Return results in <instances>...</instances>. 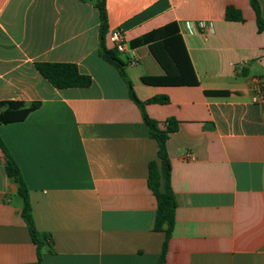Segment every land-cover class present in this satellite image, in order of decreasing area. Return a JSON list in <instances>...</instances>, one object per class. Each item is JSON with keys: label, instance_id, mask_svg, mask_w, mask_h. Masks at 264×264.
Masks as SVG:
<instances>
[{"label": "crops", "instance_id": "1", "mask_svg": "<svg viewBox=\"0 0 264 264\" xmlns=\"http://www.w3.org/2000/svg\"><path fill=\"white\" fill-rule=\"evenodd\" d=\"M227 5L242 20H226ZM105 8V45L122 32L125 49L116 51L137 97L169 99L146 104L147 114L178 121L166 140L176 207L162 264H264V32L249 0H105ZM171 21L196 85L142 82L164 71L147 45L130 41ZM98 24L94 0H0V100L40 102L0 124V138L27 185L34 226L51 236L43 264H156L163 232L153 229L146 179L157 146L98 54ZM37 62L75 63L91 83L55 88ZM4 164L0 149V264H38Z\"/></svg>", "mask_w": 264, "mask_h": 264}, {"label": "trees", "instance_id": "2", "mask_svg": "<svg viewBox=\"0 0 264 264\" xmlns=\"http://www.w3.org/2000/svg\"><path fill=\"white\" fill-rule=\"evenodd\" d=\"M249 4L255 14L257 29L264 32V20L260 16L258 0H249ZM94 7L97 9L99 22L98 54L116 69L118 75L124 81L128 97L137 106L148 136L156 142V159L150 160L147 164L146 184L154 195L156 202L153 229L163 232V242L156 263L162 264L165 258L167 241L173 229L176 207L170 185V160L166 151V140L171 133L176 131L178 121L173 117H168L159 122L147 114L146 104H164L169 99L165 94H156L145 100L137 97L124 70V63L118 57L116 49L107 48L105 45V33L108 28L105 0H94ZM224 18L229 21H238L242 20V15L237 8L227 5L224 9ZM130 45H147L150 54L164 71L162 76H143L141 78L143 83L171 86L197 84L195 71L177 22L171 21L156 27L131 40ZM35 66L39 73L55 88L87 87L91 83V77L81 73L76 64L72 62H37ZM205 93L222 95L225 91L210 90L205 91ZM39 104V101L26 103L20 100H0V124L23 120L28 113L38 108ZM0 149L5 157V171L17 184V194L22 200L20 215L26 223L31 240L35 245L37 262L43 264L40 249L45 243L51 245V236L47 232L37 230L34 226L27 185L18 164L10 155L1 138Z\"/></svg>", "mask_w": 264, "mask_h": 264}, {"label": "built area", "instance_id": "3", "mask_svg": "<svg viewBox=\"0 0 264 264\" xmlns=\"http://www.w3.org/2000/svg\"><path fill=\"white\" fill-rule=\"evenodd\" d=\"M199 28L201 29H208L212 31V28L209 27L205 22H199ZM108 40L112 43L113 47L117 50V51H124L125 49V41H124V36L122 34V32L118 29H114L112 30L109 35H108ZM253 85L256 88V90L258 92H260L262 84H261V80L258 77H254L252 79ZM186 156L188 158H190V154H186Z\"/></svg>", "mask_w": 264, "mask_h": 264}]
</instances>
